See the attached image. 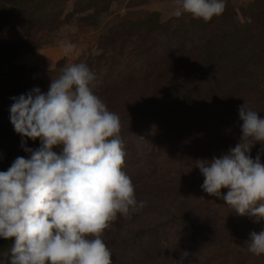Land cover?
<instances>
[{
	"label": "rangeland",
	"instance_id": "1",
	"mask_svg": "<svg viewBox=\"0 0 264 264\" xmlns=\"http://www.w3.org/2000/svg\"><path fill=\"white\" fill-rule=\"evenodd\" d=\"M175 8L176 0H0V54L9 59L0 61V171L28 156L9 120L11 98L47 92L64 68L85 63L94 93L120 117L123 170L146 201L104 231L112 264H175L182 250L191 264H264L246 242L264 219L204 192L195 167L239 142L244 103L264 117V0H225L207 22Z\"/></svg>",
	"mask_w": 264,
	"mask_h": 264
},
{
	"label": "clouds",
	"instance_id": "2",
	"mask_svg": "<svg viewBox=\"0 0 264 264\" xmlns=\"http://www.w3.org/2000/svg\"><path fill=\"white\" fill-rule=\"evenodd\" d=\"M224 8L225 0H176L174 15L207 22ZM60 46L66 53L73 48L66 40ZM96 79L87 64L73 63L47 92L33 87L11 98L9 120L28 156L0 171V239L14 238L9 264H112L104 231L118 215L130 217L146 205L123 170L120 117L94 93ZM238 116L239 142L218 157L197 159L195 167L204 192L259 222L264 163L250 153L257 143L264 152V117L245 103ZM29 139L39 147H27ZM246 242L253 255H264V229L250 232ZM190 256L182 250L173 260L191 264Z\"/></svg>",
	"mask_w": 264,
	"mask_h": 264
},
{
	"label": "trees",
	"instance_id": "3",
	"mask_svg": "<svg viewBox=\"0 0 264 264\" xmlns=\"http://www.w3.org/2000/svg\"><path fill=\"white\" fill-rule=\"evenodd\" d=\"M7 58H8V57H5L4 54H0V61H8L9 59H7ZM5 59H7V60H5ZM36 75H37V77H38L39 75H41V72L38 71V70H36ZM2 144H3V143H0V146H1ZM4 149H5L6 152H7V148H6L5 145L0 147V156L2 155V152H3ZM6 152H5V153H6ZM259 154H260L261 156H263V155H264V152H260V151H259ZM7 159H8V158H7ZM3 169H4V168H1L0 170H3ZM189 225H190V224H189ZM189 227H192V226L190 225ZM13 242H14V238H10L9 240L0 239V258H1V255H2V254H4V257H5V262H4L3 264H9V260H10L9 254H10V250H11V247H12ZM193 249H194V251L197 252V253H201V251H202L198 245H194V246H193ZM235 250H236V248H235ZM236 252H237V250H236ZM237 253H238L239 255H241L240 252H237ZM207 256H210V257H211L210 260L213 259V258H212V257H213L212 249L209 251L208 254H206V259H207ZM241 256H242V255H241ZM208 261H209V259H208ZM210 263H211V262H210Z\"/></svg>",
	"mask_w": 264,
	"mask_h": 264
}]
</instances>
